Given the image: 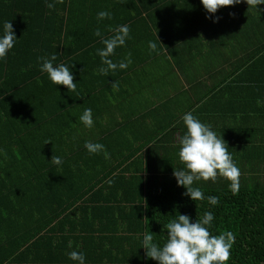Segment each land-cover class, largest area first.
Here are the masks:
<instances>
[{"label": "trees", "instance_id": "trees-1", "mask_svg": "<svg viewBox=\"0 0 264 264\" xmlns=\"http://www.w3.org/2000/svg\"><path fill=\"white\" fill-rule=\"evenodd\" d=\"M142 2L0 0V34L3 23L10 21L18 38L9 55L0 60V264L14 262L5 259L4 243L7 248L17 249L20 241L25 237L24 242L29 241L37 229L49 228L53 215L61 217L64 224L65 214L75 215L78 207L86 209V216L95 210H100L102 216L106 212L105 218L112 216L113 220L100 229L108 235L109 245L120 238L132 241L131 248L125 251L108 247L97 264H158L144 259L145 251L140 248L143 233L151 231L162 244L167 236L164 225L170 220L186 214L195 222L206 211L215 217L212 234L232 232L235 236L228 264H264V127H253L260 119L264 121V100L243 108L250 115L244 119L254 124L238 133L237 141H226L241 172L239 190L234 193L229 188L230 181L221 176L215 182L194 183L206 197H219V204L213 206L206 199L193 201L184 195L186 189L178 186L174 178V169L182 168L183 164L178 156L179 142L170 141L176 138L175 132H179V137L186 131L183 120L176 113L172 111L165 121L161 118L155 134H160L158 142L154 143L156 148L146 149L145 171H142L146 178L137 171H128V167L136 165L130 161L132 158L143 160L141 149L126 154V161L131 163L125 167L122 163L111 166L104 153L89 154L85 149L86 141L101 143V140L110 139L109 133L96 134L93 127L87 129L79 122L91 98L96 96L90 88L84 90L86 81L79 83L75 78L77 90L68 92L66 86L52 84L47 74L39 70L41 57L55 53L56 63L69 64L72 57L78 59L94 53L97 46H103L101 37L95 35L97 29L105 39L114 34L112 29L118 25L127 24L130 32L134 31L142 13H148L149 9H172L176 13L172 15L173 27L177 30L178 26L188 27L175 0H155V6ZM49 3L52 8L47 6ZM260 8L264 9V5ZM104 10L112 13V19L98 21L97 13ZM236 10L244 26L255 24L256 29L264 23V18L257 15L264 11L248 8L243 0ZM169 27H163L160 32L162 44V41H170ZM160 53H156V59ZM259 55L264 56V50L253 53L248 69L259 68ZM93 118L94 121L100 119ZM244 119L238 118L239 122ZM53 155L62 158V165L51 161ZM112 190L118 198L111 195ZM7 206L12 212L3 221L1 215H6ZM43 214L48 215V223L36 224ZM22 217L26 221L24 226L9 225L12 219L20 222ZM75 245L79 246L77 241ZM122 254L125 257H120Z\"/></svg>", "mask_w": 264, "mask_h": 264}, {"label": "crops", "instance_id": "crops-1", "mask_svg": "<svg viewBox=\"0 0 264 264\" xmlns=\"http://www.w3.org/2000/svg\"><path fill=\"white\" fill-rule=\"evenodd\" d=\"M142 3L152 6L155 0H143ZM175 4L180 5L179 13L188 21V27L178 26V30L173 27L172 15L176 13L172 9L144 11L138 19L137 30L130 32L126 45L118 47L111 57L113 62L119 63L126 62L130 56L132 63L126 69L101 74L100 68L104 65L97 49L103 46H97L94 53L82 55L83 58L72 57L69 63L74 65L76 80L79 83L86 81L84 90L90 88V92L96 95L91 98L88 108L92 109L93 117L100 118L93 126L96 134L110 135L109 140H101L106 147L109 165L115 167L122 163L125 167L133 161L136 165L128 167V171H137L144 177L146 149L156 148L154 143L158 142L160 134H155L161 118L165 121L173 111L182 119L191 111L202 122L210 124L225 141H237V134L254 124L244 119L250 115L243 108L264 100V56L259 55V68L248 69L252 65L253 53L264 50V23L256 29L255 24L244 26L237 15V4L221 7L215 14H209L200 0H175ZM139 7L141 9V5ZM257 15L264 18L262 12ZM162 25L170 26L171 31L170 41H162L163 44ZM150 41L157 43V51L153 54L148 46ZM159 52L162 53L156 59ZM114 81L118 82V88H113ZM238 118L244 121L239 122ZM256 126L264 127V121L260 119L253 127ZM184 133L178 137L179 132H175L176 138L170 142L178 143ZM120 141L125 143L120 144ZM137 149L143 150V160L132 158L131 162L126 161L130 151ZM161 155L159 152V157ZM110 193L118 198L113 190ZM4 212L6 215H1V220L6 221L12 211L7 206ZM85 213L86 209L78 207L75 215L65 214L64 224L61 217L53 215L49 228L37 227L40 230L35 231L34 237L26 242L27 237L22 239L17 249L7 248L4 243L5 259L14 260L8 264H71L68 253L73 250L83 251L87 264H97L110 246L119 248V251L131 248L132 241L122 238L110 245L107 243L108 235L100 229L113 220L112 216L105 218L106 212L102 216L100 210L88 216ZM44 214L36 224L48 223V215ZM20 220L23 221V217ZM22 221L12 219L9 225L24 226L26 221Z\"/></svg>", "mask_w": 264, "mask_h": 264}, {"label": "clouds", "instance_id": "clouds-1", "mask_svg": "<svg viewBox=\"0 0 264 264\" xmlns=\"http://www.w3.org/2000/svg\"><path fill=\"white\" fill-rule=\"evenodd\" d=\"M200 2L209 14H215L221 7L239 4L242 0H200ZM243 2L248 5V8L264 11L260 8L264 5V0H243ZM47 6L52 8L50 3ZM105 19H112L110 11L104 10L97 13L98 21ZM218 19L217 17L216 20ZM112 31L114 34L107 39L102 38L99 29L95 31V35L101 37L100 42L103 45L102 48L97 49V55L104 65L100 68L101 74L118 69L124 70L132 63L130 56L126 62L115 63L111 59L115 50L125 46L130 38L129 25H118ZM17 41L12 23L5 21L0 34V60H4L9 55ZM148 46L151 51H157L156 42L150 41ZM40 59L42 63L39 70L47 74L52 84L66 86L68 92L77 90V83H74L73 64L56 63L55 53ZM112 86L118 88V82L114 81ZM79 120L86 128H92L95 123L92 109L85 108ZM182 120L186 131L179 141L178 156L183 167L174 169V178L178 186L186 189L184 195L189 196L193 201L206 199L209 204L216 206L219 204V197H206L199 187L194 186V183L201 180L215 182L216 178L221 176L230 181L229 188L235 193L240 186V169L229 152L227 142L222 135H218L213 130L210 124L202 122L191 111L186 112ZM84 147L89 154L104 153L106 157L108 155L102 143L86 141ZM51 161L58 166L63 163L61 157L54 155ZM214 220V214L210 211L204 212L203 216L197 218L195 222H192L189 215L179 214L164 225L167 236L162 244L156 241L151 231L144 232L140 247L145 251L144 259L157 261L158 264H228L235 236L232 232L212 234ZM68 259L74 264H87L83 251H70Z\"/></svg>", "mask_w": 264, "mask_h": 264}]
</instances>
